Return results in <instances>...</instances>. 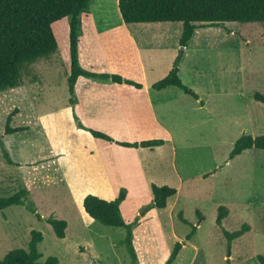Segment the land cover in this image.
Segmentation results:
<instances>
[{
  "label": "rangeland",
  "instance_id": "374dc122",
  "mask_svg": "<svg viewBox=\"0 0 264 264\" xmlns=\"http://www.w3.org/2000/svg\"><path fill=\"white\" fill-rule=\"evenodd\" d=\"M81 19L82 23L87 21V38L86 43H82L79 58L86 69L120 75L128 70L130 76L139 81L140 55L147 66L148 58L153 55L150 58H155L152 64L156 69L151 70V76H159L172 68L181 48V33L177 35L179 24L126 23L118 0H91ZM92 23L101 33V39L96 38ZM131 30H164L170 35L155 51L148 50L149 45L145 43L148 38H138L141 47L145 45L147 49L141 50L125 41V33ZM53 31L58 49L23 68L22 82L26 88L0 93V137L5 132L7 117L15 109L18 111L12 118L19 117L13 125H32L29 103L23 101L22 96L27 90L36 104L46 103L61 109L59 122L52 116H44L50 132L54 135L59 132L64 137L75 129L72 125L75 119L71 121L67 111L70 17L54 22ZM188 44L179 65V75L203 101L174 87L170 99L173 101L158 109L164 125L148 119L145 112V115H135L137 124L131 120L120 122L118 117H97V129L113 137L127 141L164 139L163 145L127 148L106 143L83 130L86 136L76 134L70 140L71 149L80 145L82 148L73 151L64 161L70 165L77 156H84V147L95 150L92 161L69 173L73 181L78 178L79 194L92 193L110 200L117 197L120 187L127 189V198L121 204L123 218L126 221L142 218L134 229L138 259H132L124 244L125 228L107 226L85 216L87 227L83 229L81 215L85 214L75 215V211L69 209L65 195H61L66 192L61 190L62 183L57 186L58 191L51 187L53 184H39L40 180L49 178L45 174L38 176L40 172L36 170L37 175L29 173L30 182L21 181L19 172L8 165L10 162L0 144V198L12 196L22 188L30 189L31 185L38 186L35 189L38 193L30 194L28 201H33L42 215L39 218L25 205L0 210V261L11 250H27L32 231H40L43 235L38 243L41 263L49 257H57V264H166L178 241L183 242V246L173 264H226L228 258L231 264L260 263L259 255H264V149H247L234 158L230 155L243 134H264V103L254 97L256 92L264 93V26L259 22H227L218 27H202ZM81 86L87 88L84 84ZM120 87L132 86L122 84ZM81 92L84 93L83 89ZM139 92L142 101L145 90ZM13 162L11 164H16ZM32 175L37 178L32 179ZM54 179L60 180V176L55 174ZM152 183L175 187L177 194L168 199L167 207L146 212L143 208L153 200ZM50 187L52 190H48ZM222 205L229 213L221 227L217 217ZM53 206L58 209L54 215ZM60 210L73 221L66 240L58 238L45 219L50 216L62 219L58 215ZM179 213H183L188 222H184ZM245 223L250 225V230L233 240L229 247L224 230L232 232ZM193 226H197V230L187 240Z\"/></svg>",
  "mask_w": 264,
  "mask_h": 264
},
{
  "label": "trees",
  "instance_id": "16d2710c",
  "mask_svg": "<svg viewBox=\"0 0 264 264\" xmlns=\"http://www.w3.org/2000/svg\"><path fill=\"white\" fill-rule=\"evenodd\" d=\"M91 0H0V92L18 87L23 84L22 70L30 63L39 58L49 56L58 49V42L53 31V23L65 17H70V59L71 70L68 77L70 103H76V83L80 76L92 78L99 81H113L116 83H128L138 88L141 83L124 78L120 74L109 72H97L86 69L81 65L79 58V39L82 35L81 14L87 12ZM122 19L126 23H153V22H181L183 30L179 39L180 49L169 73L153 84V88L161 90L169 86H176L195 99L199 94L186 85L179 75V65L183 58L185 48L188 46L197 32L196 29L209 26H221L227 22H259L264 26V0H118ZM255 99L264 103V93L256 92ZM15 109L5 122V133H14L25 127H11L12 116L16 114ZM75 115V114H74ZM75 118L77 116L75 115ZM95 137L115 142L126 147H155L164 143L163 139H149L141 142L119 141L109 134L84 126ZM2 152L7 161L14 163L6 149L2 137H0ZM251 148L264 149V134L253 136L243 134L235 142L230 157L241 154ZM152 202L143 208L148 211L151 208H165L168 199L177 193L175 187L168 185H157L152 183ZM29 189L22 188L9 197L0 198V210L19 204L25 205L39 218L36 204L28 201ZM127 189L121 187L119 194L114 199L102 198L96 194L89 193L83 199V208L88 216L100 223L126 229L124 244L132 259H138L137 250L134 245V228L139 224V218L126 221L121 213V204L126 199ZM229 210L222 205L218 209L217 224L222 227L224 218ZM184 222H188L179 213ZM51 224L58 238L66 235L67 220L50 216L45 218ZM197 226L186 236L190 240L195 234ZM250 230V225L245 223L240 229L232 232L224 230V234L231 242ZM43 239L40 231H32V240L29 248H17L9 251L0 264H57V257H49L44 263L39 262L41 253L38 243ZM183 242L178 241L170 253L166 264H173L176 260ZM259 264H264V255H259ZM226 264H231L228 258Z\"/></svg>",
  "mask_w": 264,
  "mask_h": 264
},
{
  "label": "crops",
  "instance_id": "0c3cea01",
  "mask_svg": "<svg viewBox=\"0 0 264 264\" xmlns=\"http://www.w3.org/2000/svg\"><path fill=\"white\" fill-rule=\"evenodd\" d=\"M86 22L87 21H85V23L84 22L82 23L83 32L79 39V51L82 46V43L83 42L86 43L85 41L87 38ZM144 24L146 25L179 24L181 27L178 29L177 35L180 33L182 34V30H183V25L181 22H153V23H144ZM94 30H96L95 32L96 38L100 37L101 33L97 30V28L95 29L94 27ZM168 35L170 34H168V32L164 30H149V31H138V32H134L131 30V31H127L124 37H125V41H127L129 44H132L135 48L140 47L141 50L146 49V48L143 47L145 45L142 46L143 48L141 47L142 44L139 43L138 38H141V37L148 38V42L147 41L145 42L150 47V48L148 47V50L155 51L159 48V46L163 43L162 41L165 40ZM184 55H185V52H184ZM150 57L148 58V61L150 62L148 66L146 65L145 61H143L141 55L138 57V63H139V68L141 72V78L139 81L134 80V78L130 76L131 73L128 70L122 71V76L124 78H128L135 82L141 83L142 84L141 88H138L128 83H116L113 81H99V80H95L92 78H89V79H92V80H89L87 79L88 77L80 76L77 80L76 89H75L76 103L72 105L70 103V100H69V103H67L68 105L67 107H69L67 111L70 112L69 114H71V118H72L71 121H74L75 119V121L72 123L75 129L73 131L71 130V132L66 134L64 137H61L59 132H58V135H54L52 132H50L46 122H44L45 115L52 116L56 121L59 122L60 119H62L61 109H58L57 107H51L46 103L43 105L36 104L27 89H26L27 92H24L22 96L24 98L23 101L29 103V106H30V110H29L30 117L29 118L33 120L32 125H29L31 123L23 124V125H13L15 118L19 117L17 115V116H14V118H12L11 127L14 128V127L20 126V127H25V129L18 131V132H14V133H5V132L3 133L2 138L5 143V147L10 152L12 159L16 163V164L9 163L8 165L14 168L16 172H19L21 181L23 180L24 182L26 180L29 181L30 179L29 173L36 174L35 172L36 170L37 172H40L38 176H42L43 174H45L47 175V178H49L47 181L40 180L39 182L37 180L39 184H43V185L53 184L51 185V187L53 189L55 188L58 191L59 188L57 186L60 183H62L64 188L62 187L61 190L62 191L66 190V192H64L65 194L62 193L61 195L62 196L65 195L66 200L68 201L66 202V204L70 206L69 209L71 211H75V215L85 214V215H81L83 216V220H82L83 229H86L87 227L86 226L87 221L85 219L87 217L85 216H88V214L85 212L83 208V199L87 194H85V192L81 194L78 193V191L76 190L80 184L78 181H76L78 178H75V180L73 181V179L69 176V173L75 170L77 166L79 167V166H82V164H86V162L90 161V159L92 161L95 158V150L84 147L83 149L86 152L85 155L82 157L77 156L76 159H73L70 165H66L64 163L65 159L68 158V156L72 155L73 151L76 150L78 152V148H82V145H80L78 148L74 150L71 149V146H70L71 136L74 137L76 134L77 135L84 134V136L87 135L85 132L88 130L81 128L78 124L79 122L86 127L97 129L98 127L96 125L98 123L97 121H99L97 117H100V118L118 117L117 119H121L120 122L131 120L134 122V124H137L139 121L137 119H134L136 118L135 115H140V114L145 115L143 113L145 112V113H148V116H147L148 119H150L151 121H154L156 124H163L160 119L161 117H159L158 109L165 108V106L168 103L173 101V100H170L173 93L175 92L173 91L172 88L176 86H169L161 90L153 88V84L159 79H161L162 77L166 76L169 73L171 68H167V70L162 75L152 77L151 70L156 69V66L152 64V61H154L155 58H153L154 60H152V58ZM81 65L85 67V65L82 64V61H81ZM154 73L155 72H153L152 74ZM82 84L86 85L87 88H83V86H81ZM122 84H128L132 87L129 89H124L123 87H120ZM23 88H26V87L22 84L18 87L11 88V89L12 90L13 89L22 90ZM176 88H179V87H176ZM82 89L84 93L81 92ZM144 90H145V96L143 97L141 101L140 96H139L141 92L139 91H144ZM98 94H100V96ZM196 100L200 102L203 101L200 98ZM136 103H141V105L136 104ZM21 114H23V111ZM74 114L77 116L78 119L75 118ZM83 130L84 131L86 130V131L83 132ZM88 132L91 134L90 131ZM95 138H98V137H95ZM113 138L119 141H127V140H121L120 138H116V137H113ZM99 139H102V138H99ZM102 140H104L106 143H114L116 145H119L115 142L107 141L105 139H102ZM144 140H149V139H144ZM141 141L143 140H140L137 142H141ZM130 142H135V141H130ZM119 146H122V145H119ZM122 147H126V146H122ZM127 148H138V147H127ZM142 148H154V147H142ZM74 155H76V152ZM20 170H22L23 172H20ZM55 174H58L60 176V180L54 179ZM77 176L80 177V175L78 174ZM33 178H37V177L32 175V179ZM51 187L48 188V190H52ZM35 189H38V186H34V185L30 186L29 194L27 195V200L30 194L38 193V191H36ZM61 195H59V197H62ZM13 205H19V204H13ZM53 210H54L53 212V215H54V213H57L56 211H58V209L53 206ZM144 214L146 215V213ZM58 215H60L62 219L67 220L66 235L64 237V240L69 239V234L67 232H68V229L71 228L73 221L71 220L70 216L66 212H62L60 210L58 212ZM88 218L90 217L88 216ZM84 219L86 222L84 221ZM141 219L142 218L139 219V224L141 223L140 222ZM137 226H135V228ZM134 239H135V234H134Z\"/></svg>",
  "mask_w": 264,
  "mask_h": 264
}]
</instances>
